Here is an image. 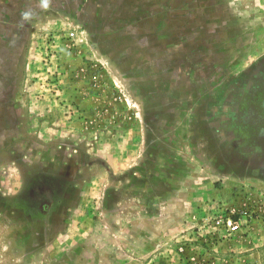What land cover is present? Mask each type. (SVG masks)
Returning <instances> with one entry per match:
<instances>
[{"label":"rangeland","instance_id":"rangeland-1","mask_svg":"<svg viewBox=\"0 0 264 264\" xmlns=\"http://www.w3.org/2000/svg\"><path fill=\"white\" fill-rule=\"evenodd\" d=\"M0 264H264V0H0Z\"/></svg>","mask_w":264,"mask_h":264}]
</instances>
